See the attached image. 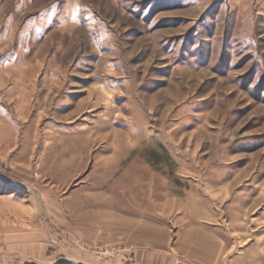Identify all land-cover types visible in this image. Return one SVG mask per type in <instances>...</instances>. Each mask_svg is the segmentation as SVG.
Wrapping results in <instances>:
<instances>
[{"label":"rangeland","instance_id":"374dc122","mask_svg":"<svg viewBox=\"0 0 264 264\" xmlns=\"http://www.w3.org/2000/svg\"><path fill=\"white\" fill-rule=\"evenodd\" d=\"M194 220L263 246L264 0H0V264H192Z\"/></svg>","mask_w":264,"mask_h":264},{"label":"crops","instance_id":"0c3cea01","mask_svg":"<svg viewBox=\"0 0 264 264\" xmlns=\"http://www.w3.org/2000/svg\"><path fill=\"white\" fill-rule=\"evenodd\" d=\"M189 227L190 236L179 237L177 251L192 264H264V243L259 247L251 239L248 247L235 242L226 248L223 239L207 233L203 223L194 220Z\"/></svg>","mask_w":264,"mask_h":264},{"label":"built area","instance_id":"2783aa9c","mask_svg":"<svg viewBox=\"0 0 264 264\" xmlns=\"http://www.w3.org/2000/svg\"><path fill=\"white\" fill-rule=\"evenodd\" d=\"M173 264H188V263H186L185 261H183L182 259H175L174 260V263Z\"/></svg>","mask_w":264,"mask_h":264}]
</instances>
